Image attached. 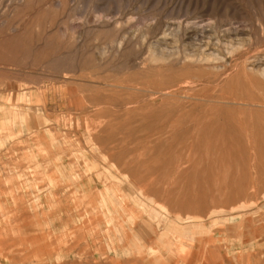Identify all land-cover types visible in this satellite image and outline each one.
<instances>
[{
	"label": "rangeland",
	"instance_id": "1",
	"mask_svg": "<svg viewBox=\"0 0 264 264\" xmlns=\"http://www.w3.org/2000/svg\"><path fill=\"white\" fill-rule=\"evenodd\" d=\"M0 264H264V0H0Z\"/></svg>",
	"mask_w": 264,
	"mask_h": 264
},
{
	"label": "bare ground",
	"instance_id": "2",
	"mask_svg": "<svg viewBox=\"0 0 264 264\" xmlns=\"http://www.w3.org/2000/svg\"><path fill=\"white\" fill-rule=\"evenodd\" d=\"M243 62V61H242Z\"/></svg>",
	"mask_w": 264,
	"mask_h": 264
}]
</instances>
